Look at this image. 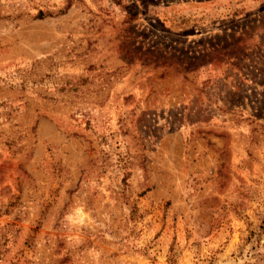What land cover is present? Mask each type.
Listing matches in <instances>:
<instances>
[{
	"label": "rangeland",
	"instance_id": "374dc122",
	"mask_svg": "<svg viewBox=\"0 0 264 264\" xmlns=\"http://www.w3.org/2000/svg\"><path fill=\"white\" fill-rule=\"evenodd\" d=\"M0 264H264V0H0Z\"/></svg>",
	"mask_w": 264,
	"mask_h": 264
},
{
	"label": "trees",
	"instance_id": "16d2710c",
	"mask_svg": "<svg viewBox=\"0 0 264 264\" xmlns=\"http://www.w3.org/2000/svg\"><path fill=\"white\" fill-rule=\"evenodd\" d=\"M3 246H4V243H0V259H1V251H2Z\"/></svg>",
	"mask_w": 264,
	"mask_h": 264
}]
</instances>
